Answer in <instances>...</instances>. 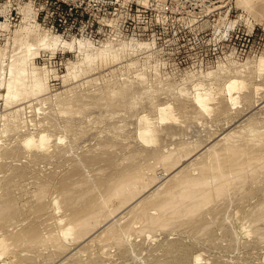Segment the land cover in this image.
Returning a JSON list of instances; mask_svg holds the SVG:
<instances>
[{"label": "rangeland", "instance_id": "374dc122", "mask_svg": "<svg viewBox=\"0 0 264 264\" xmlns=\"http://www.w3.org/2000/svg\"><path fill=\"white\" fill-rule=\"evenodd\" d=\"M243 1H245V0H239V1H237V0H0V27H3V25H5V28H0V46L2 47V48L0 47L1 52H3V49L5 47L4 52L1 53V55H0V61H1V58H3L2 63L5 62L4 63L5 66L3 65L2 68L3 67H5V68L0 69V70L2 71V73L4 72L3 77L5 79H7V76H9V74H8L9 73L8 72L9 71V65H10L9 60L11 58V55L14 56L13 52L17 53L18 50L21 51L23 49L20 44H22V45L26 44L24 46H27V44L31 41V37L29 38L30 33L33 35L35 34V36H34L35 39H32V41L34 40L36 42H37L36 36H39L41 34L43 35L44 32H45L44 34H47L46 32L50 31V32H48L49 36L57 34L62 40H65V41L68 40L71 42L73 41V43H74L73 47L71 48L72 50H71V49H68V47L63 46V45H59L60 47L57 46L56 49H55V47H54V49L51 47L45 48L47 46H45V45L41 46L42 44L37 45L40 43L37 42V44H35L36 42L35 43L33 42L34 44L31 43L32 44L31 48H34L35 45H36V47L38 46V48L40 46L39 49L37 48L38 50L35 48V50H33V52H31L34 54L36 53V55L33 54V56H31L29 53L31 50L28 51L26 49V48H28V46L24 47L25 51H23V53L25 52L24 53V55L26 54L25 57H27V55H30L27 58V60H28L27 64L37 65L39 68H41L40 71L41 72L44 71L43 73L47 77L46 81H47L48 90H49L47 92H49V93H45L44 95H46L47 97H49L48 95H50L49 99H47L46 96L44 97V95H41L40 99L37 96H34L35 98L31 97L35 101L32 100L30 102V99H29L30 97H27V99L25 98V102H23L24 98L20 97V99H19L20 103L18 102L19 104L17 106L14 103L8 107H4L5 98L2 95L0 97V113H1L0 116H1V118H3L2 116L5 115L4 117L6 118L9 115V117H8L9 119H7L9 121L5 120L7 125L4 122L5 123L4 127H5V125H6V128L8 127V125L14 126L15 124L12 122L16 121V125L14 126L15 130L10 131V130H12V128H9L10 130L5 132L6 130H4V127H2L3 125H1V124H3V121H1V119H0V121H1L0 127L5 132V133L2 132L1 128H0V195H1L0 201H2L4 199L3 196L6 197L8 195V192L10 194H11V192H14V194H12V196H11L12 198L14 197L13 198L14 200H15V197L17 198L14 202H17L19 200L17 202V204H15V206L16 205L17 206L14 207L18 211L16 209H15V211H16V213L17 212L20 213V211H22V213H23L20 215L14 214L17 216L13 217V219L15 218V220H17V218H18L19 220H22V221L27 219V220H25V221H27L25 223L31 222V224H35V222L36 223L37 222L44 223V224H40V223L39 224L41 226L43 225L42 229L44 228L46 230H48L50 228H46L45 224H47V223H49V221H51L50 223H52V224H49V225L54 227L56 224L53 221V220H55V219H53V217L54 218L58 217V215L61 216L62 212L59 211L60 213H58V211L56 212V210H58L59 208L63 209V206L60 205V203H62L61 201H58L59 204L53 203L55 200V198H54L55 196H57L58 194H59V196H61L60 189H58L59 191H57L56 188H53V187H56L53 185V183L54 182L58 183L59 178H64V176H62L63 173L60 174L61 172H63L62 171L63 169L61 167L66 168L67 166H62V165H69V163L71 164L72 160H74L75 158L81 159V158H79L80 154H81L82 158H84V157L87 158L89 156L88 159H91L90 157L94 158V157L98 156L99 154L101 155L102 153L106 154L108 152H112L113 151L112 148H116L119 146L117 149H115V152L118 150L123 151V150H126V148L127 149L131 148L130 151L127 150V153H129V152L132 153V150L135 149L134 153L131 154V156H134L133 157V161H134L135 159L137 160L139 158V160H140L142 158L141 156H143L145 154V150L146 151L148 150L145 147L146 146L148 147L149 144H150V146H149L150 149L152 148L151 146L157 145V146H159V148L157 150L161 151L162 148L160 149V147L163 145L162 147L164 150V148L166 146V142H168V145L173 142L172 147L167 145L168 147H166V148L171 147L170 149H172V148L174 149L176 147V145L178 146L179 142L183 143V141L179 140V139H182L185 142L183 144H186V143L188 144V142H192V143H190V145L195 143V147H196L197 144L205 142L206 138L208 140L210 136H211L210 138H213V137H215V135L217 133L220 134L222 132H227L226 128L228 130L230 128V126H231V129L228 131H231L234 128H235L234 129V131H235L236 128L239 127V128H237L236 131H238L240 129L243 132V131H246V128L247 129L249 128L248 126L252 122L257 121L259 123V127L261 126L264 129V124H262L263 126L260 124V123H264V119L261 120L264 117V111H263L264 110V107H263L264 106V99H263L264 95L261 93V92H264V90H263L264 89V66H261V64L259 63L261 58L262 57L264 58V0H252L247 5H246V2H243ZM28 5L30 7L29 9H28ZM25 9H26V11H25ZM27 11L28 12L32 11V13L31 12L28 13ZM26 12H27V15H25ZM26 17H28L29 19ZM24 19H26V20L23 21ZM4 23H6L7 25ZM27 25H28V27H27ZM24 27H25V29H24ZM36 32L38 33V35H36L37 34ZM27 33H29L28 36H27ZM18 35H20L21 40L16 39V36H18ZM33 35H31V36H33ZM19 40H20V42H17ZM25 40L27 43H24ZM78 40H80V41L82 40L83 42L88 41V43H90V45H91L92 51H93V48H96V47L101 49L103 47V45L109 46L110 48L108 47L109 48L108 52L107 51L106 52H101V51L95 52L96 54L97 53H99V54H97V57L94 55V59L92 61H90V60H87L84 58V54L82 51L80 52L78 50V45H76V44H78ZM22 41H23V43H22ZM74 41H76V42H74ZM136 42H138V43L136 44ZM145 42H147V43H145ZM140 43H144L145 45L142 44V46H141ZM146 44H148V45H146ZM18 45L22 49L19 48ZM119 45L121 47H122V45H124V47L125 46L126 47L125 48L122 47L120 50H117L118 47H120ZM17 46L19 49L17 48ZM93 46H95V47H93ZM146 46H148V47H146ZM116 47H117V49H115ZM52 49H53V51H52ZM110 49H112V50H110ZM34 51H36V52H34ZM5 53H6V55H5ZM102 53L103 54L105 53L104 56ZM3 54H4V57H2ZM24 55H21V56L24 57ZM21 56H20V58H21ZM12 58H14V57H12ZM16 58H19V57L16 56ZM16 60H18V59H15V61ZM89 62H90V64H89ZM129 62H130V64H129ZM33 65L32 66L27 65V67L29 66L28 70H30L33 67ZM71 70H73L72 73H70ZM45 71H47V72H45ZM139 73H142V75H144L145 77H141V74L138 76L137 74H139ZM28 74L30 75V73H28ZM28 74H27V76H28ZM140 78H145V79H140ZM126 79L131 80V81H135V79H136L137 84H135L134 82H132V84H130L131 82L129 81L126 84L122 85L121 83H123ZM139 79H140V84H141V81L145 80V82H142L143 83L142 86L140 85L141 87L144 88V90L141 89V91L143 90L142 91L143 93L140 90H139V93H137V92H134V93H136V95L139 94V96L140 95L142 96V97L140 96L138 98H142L143 102H142V100H141V102L143 103V105H141V103H138L140 99L137 100L136 96H134L132 98L136 101L135 103H138V104L130 102L132 99L130 97L131 95H129V94L131 92L133 93V91L136 89V88L135 89H130V88H132V86H133V88L139 86V84H138ZM128 80H126V81H128ZM201 80L204 82V84H203V82H201ZM230 81L231 82L235 81L237 83V85H239V87L236 86V88H235L236 90L233 91L234 94H236V93L240 94L239 96L243 95L244 98L242 96L239 97V98H241V100L238 98V102L235 104V106L232 105L234 107V110L229 109L230 110L229 111L228 108L231 107V106H229L231 104H229V101L227 100L228 98H225V97H228L230 95V92L227 91V85H228V83H231ZM197 82L200 85H203L201 88L204 91L201 88H199V90H198L199 92L207 91V93L209 92L208 94L210 95V98L212 97L211 100L214 98V100H212L210 102H213V101L219 102V104H218L219 106L216 105L217 103L215 104L216 106L214 104L210 103L211 105H213V107H214L213 109H215V107H217L219 109L221 104H224L226 102V100L228 101L227 102L228 105L225 108L226 111L222 110V112H221V110H218V109H216V110L218 112L224 113V115L225 114L227 115V113H228L229 115H227V116L225 115V116L229 117V119H227L226 117L224 118V115L221 113H218V114H220L218 116H216V115L213 116L212 115V114H214L212 112L213 110L211 111L212 114L210 113V111L205 112L204 110L198 111L197 112L198 114L196 112H195V114H193V112H191L190 114L193 115L191 117H195L196 119H194V120L190 119V116H189V118H188L189 120H187L188 122H185L186 124L184 122H180L179 120L177 122H174L175 121L174 120L173 122L169 121L167 123L166 122L162 123L161 121H158L157 118H155L156 113L151 110V109H153V107L150 108L152 103L154 105L159 104L158 102L163 104V102L168 100V101H170V103L172 102V105L169 104L171 106V108L173 107L176 110V108H177L176 103L174 104L173 103L174 100L172 99V101H171L169 97L173 96V94H175V96H173L172 98H175V97L177 98L176 94H178V99L176 100V102H180V101L185 100L186 102L190 101V103H191L192 98H193L191 96H194V94H195L194 92H197L196 91L197 90L196 85H198ZM128 83L130 86L125 88L126 87L125 85H127ZM195 83H197V84L195 85ZM240 84H241V87H240ZM134 85H136V86H134ZM143 85L146 87H144ZM224 85L226 88L224 87ZM245 85L247 87H244ZM256 85L257 86L259 85V86L257 87ZM122 86H124L123 88L127 89V91L129 89H130V91L132 90L131 92L126 91L129 95V96L126 95V97L128 98L127 100L131 99L130 101H128L130 103H127L126 102L127 100L124 99V102L126 104L122 105V103H124V102H122L123 101L122 98L125 97L124 94L122 95V93L127 94L125 91L122 92L121 94H119V92H118L117 94L114 93L111 96L105 95L106 93L108 94V92L110 90H113V89H111V87L117 91V90H120L121 88H119V87H122ZM140 86L137 87V89L141 88ZM180 86L181 87L183 86V87L181 88ZM105 87L106 88L110 87L109 90L107 89L108 92H106V91L104 92V90H106ZM174 87H176V88H174ZM186 88H187V90H186ZM257 88H260V89L257 90ZM148 89H150V91L153 89L151 92H154L157 89H158V91H155L154 93L147 92L150 94H147L146 92L144 93V91L145 90L148 91ZM160 89H162V90H160ZM179 89H182V90H179ZM184 89H185V91H183ZM192 89H194L195 91ZM205 89H207V90H205ZM252 89H254V90H252ZM171 90L174 92H172ZM249 90H250V95H248V96H250L249 98L255 97L251 103H250L251 99L250 100L248 99V101H247V98H245V96H247V95H244V94H249L248 92L244 93L245 91H249ZM136 91H138V90H136ZM168 91H171L173 94L168 92ZM179 91L189 92L188 94L189 95L191 94V95L187 96L188 100H186L187 99V97H186L187 93H180ZM190 91H191V93H190ZM257 91H259V92H257ZM110 92H112V91H110ZM140 92L142 94H140ZM165 92H168V93H165ZM210 92H212V95ZM79 93L82 95L77 96V94H79ZM134 93H133V95H135ZM163 93H165L164 94L165 96L163 95ZM169 93L172 95H170ZM223 93H224L225 97L223 96ZM252 93H254L253 95H255V96H252ZM258 93H260V94L257 95ZM143 94L144 95L146 94L147 95L146 97L148 99L143 98V97H145V96H143ZM180 94H185L186 98L184 97V95L180 96ZM79 96H80V98H78ZM82 96H83V98H81ZM119 96H121V97H119ZM220 96L222 98L224 97V99H225L224 102H222L223 100H221ZM36 97H37V100H40V103H39V101L36 100ZM43 97H44V99H43ZM71 97H73V98H71ZM76 97L78 99H76ZM179 97L181 99H184V100H181ZM256 97L259 98L258 99L259 103H257ZM67 98L68 99L70 98L69 101L67 100L69 102V104L62 103ZM119 98L122 99V100H120L121 103L118 102ZM41 99H43V101H41ZM73 99H76V100H73ZM95 99H97V100H95ZM114 99H115V102L113 101ZM217 99H219L220 101ZM245 99H246L247 103L245 102ZM44 100H46V101H44ZM148 100H152V101L155 100V102L148 101ZM239 101H240V103H239ZM254 101H256V102H254ZM28 102H30V103L34 102V103H32L33 104L32 105V104H29ZM68 102H66V103H68ZM220 102H222V103H220ZM243 102L250 107H251V105H249V104L253 103L252 105H254V103H255V106L254 107L252 106L250 108V107H247L246 105H243ZM261 102H263V103H261ZM26 103L28 104L27 105L28 107H26ZM144 103H146V104H144ZM119 104H121V105H119ZM258 104H260V105H258ZM261 104H262V106H261ZM13 105H15V107L20 108V110H23V111H19L21 113L23 112V119L21 121H18L17 119H15V117L18 113L16 114L15 112H13L15 109ZM29 105H30V107H29ZM148 105H150V106H148ZM224 105L226 106V104H224ZM241 105H243V106H241ZM5 106H6V104H5ZM237 106H238V108H235ZM239 106L244 108L246 110V112L244 111V109L242 110V108ZM21 107L25 108V110L23 108L21 109ZM145 107H147V108H145ZM233 107H231V108H233ZM247 108L251 109V111L247 110ZM174 109H173V111H175ZM237 109L239 110V112ZM258 109H259V111H258ZM10 110L11 111L13 110L12 111L13 114L11 112H9ZM235 110H237V112ZM252 110L254 112L255 111L256 112L254 113ZM142 111L147 112V114L145 113L146 115L150 114L149 117L152 116V114H153L154 120L156 119L157 123L161 125V126L158 124L156 125V127L160 133L156 132L158 134V136L155 134L156 138L155 137L153 138L155 140H153L152 138H150L149 140H144L140 136L141 133L139 131V127H140V121L139 120H140V117L142 116L141 115L143 113ZM177 111L178 110H176V112ZM202 111H204L205 113ZM232 111L235 114L234 113L230 114V112H232ZM137 112L138 113L141 112L140 116H138L136 114ZM151 112H153V113L151 114ZM199 112H201L203 116H207V115H205L207 113H210V115H212V116L205 117V119H204V117L202 115H199ZM260 112H262V113H260ZM4 113H6L7 116ZM14 113H15V116H13ZM21 113L18 114L19 115L18 119L21 118V116H22ZM249 113L250 114H256L254 116L252 115L253 118H256V119H253ZM133 114L136 116L133 117L132 116ZM145 114L143 113V115H145ZM236 114H238V115L243 114V115L238 116ZM44 115L46 117V118L44 117L45 119H43ZM46 115H48V116H46ZM183 115H185V116L179 117V118H180V120L185 121V119H187L186 118L187 115L186 114H183ZM257 115H259V116H257ZM10 116H13V119H14L13 121L11 120ZM47 117H49V121H51V122H48ZM214 117H216V118H214ZM257 117L261 121H258ZM181 118H183V119H181ZM210 118H213V119L210 120ZM217 118H218V121H216ZM241 118H243L245 120L243 121V119H241ZM41 119H43V122L41 121ZM67 119L69 120L68 124L71 125V123H72L71 126L73 127V129L70 127L72 130H69L70 128H67L68 125L66 126L65 121H68ZM75 120H76V122H72ZM195 120H198V121H195ZM204 120L206 122H208L207 125H205L206 122ZM221 120H223V121H221ZM239 120H240V122L241 121L242 122L240 123ZM246 120H249V121H246ZM22 121H24V123ZM80 121H81V123H78ZM236 121H238L239 123ZM8 122H11V123L8 124ZM20 122H22L25 125H22V123H20ZM154 122H156V121H154ZM221 122H223V123H221ZM235 122L238 125L237 124L234 125ZM248 122H251V123L248 124ZM75 123H78V125ZM129 123H131V124H129ZM135 123H136V126H134ZM168 123L170 124V126L168 129H166V127H168V125H169ZM187 123H188V125H187ZM74 124L77 126H74ZM126 124H127V126H129L128 128H126L127 127ZM181 124H183V125H181ZM63 125L66 126V128ZM163 125H165V126H163ZM227 125H228V127H227ZM16 126H18L19 129ZM123 126H124V128H126L127 132H128V129L130 128L129 131H131L133 133V131L136 130L135 133H138L140 135L133 133V134H131L132 136H130V134H128V135L123 134V136H122L121 133H127V132H122L124 130ZM159 126L161 128L165 127V130H163V131H167V134L169 136L165 134L166 132L163 133V131H160L161 128ZM117 127H120L119 128L120 130L117 129ZM240 127H243V128H240ZM203 128H205L206 131ZM43 129H44V131L46 129L45 132L50 137H49V141H48V144H49L48 148L41 149V152L42 151H53V150H55V147H56V151H58L57 149H60V148L65 149L64 147L68 146L69 149L68 150L65 149L64 151L67 150L66 153H68V151L69 152L72 151V152L70 154L68 153L69 155L65 153L66 156H69V157H67V159H65L66 163L64 161V158H66L65 155L62 158L61 157L58 158L60 160H58V159L52 160L51 159V161H52L51 162L49 159H46V160H49V162H47L45 159H44L45 161H43V159H42V161L40 163L39 162L40 158L38 159V157H36L37 160L32 159L35 157L31 158V156H34L33 153L35 151L37 152L38 150L33 146L28 147V146H25V144H23V142H20V141H23L24 137H27L25 135H27V134L29 135L31 133V130H32V135H33V132H36L35 135L37 137V134H39L40 132L41 133L44 132ZM169 129H171V130H169ZM38 130H40V131H38ZM174 130H175V132H174ZM260 130L262 131V129H260ZM27 131H28V133H26ZM194 131H196V132L194 133ZM115 132H117V133H115ZM131 132H129V133H131ZM205 132H207V133H205ZM231 132H233V131H231ZM238 132H240V131H238ZM198 133H200L199 134L200 136L198 135ZM214 133H216V134H214ZM115 134H116V136H115ZM160 134H162V135H160ZM35 135H34V137H35ZM135 135H137V136H135ZM173 135L174 136L176 135V136L174 137ZM248 135L250 137H253V138H250L253 140L248 139L250 142H248V141L246 142V143H248L247 146L249 145V148L252 147L253 149H256L253 146L254 145L256 146L257 144L258 145L261 144V143H258L259 138H255L253 133H249ZM59 136L62 137L61 141H59V139H58ZM112 136H114L115 139H113L114 137L112 138ZM126 136H128V137H126ZM161 136H163V140H158V139H162ZM182 136H186V137H182ZM188 136H193L194 138L189 137V138H191V141H189ZM198 136L200 138L203 137L202 138L203 140L201 141V139ZM249 136H247V137H249ZM106 137L107 138L111 137L113 140L118 139L119 143L117 141L116 142L112 141V140L109 141L107 139L103 140ZM131 137H133V138L131 139ZM157 137H159V138H157ZM195 138L197 139L196 141L194 140ZM108 139H110V138H108ZM254 139H256V140H254ZM261 139L264 141V135ZM174 140L177 141L176 145H175L176 142H174ZM104 141L105 142L108 141V143H106L107 145L103 144V146H102L103 148H101L100 143L101 142L103 143ZM143 141H145L146 143L144 144ZM222 141H220V142H222ZM251 141H253V142L258 141V142H257V144H253V142L251 143ZM157 142H159V143H157ZM109 143H111L110 145L116 144V143L122 144V145H112L113 147L109 146L110 148L107 149ZM126 143H128V145L130 144L131 146L130 145L128 146ZM249 143H251L252 146ZM72 144L74 146H72ZM93 144H98V146H100L98 148L96 147V149L100 150V153L98 152L99 150L96 151V149L93 148V146H92ZM125 144H126V146H125ZM142 144H144L145 146ZM219 144L221 145V143H219ZM134 145H141L142 148L144 146V148H143V149H145V150H143L144 154H141L143 152L142 151L141 153H139V154H141V156H140L137 153V151L140 150L141 147L136 146V147H138V148H136ZM8 146L11 148L12 147L13 148L19 147L20 149L16 148V150L18 149L19 151H15V150H12L11 148H9ZM104 146L106 148H104ZM120 146H122L121 148H124V149H119ZM123 146H125L126 148ZM132 146H134V148ZM7 147L9 149L8 152H10V149L12 150V152H10L12 154H9L5 151L3 153V150H5ZM57 147H60V148H57ZM71 147L73 149H71ZM89 147H90V149H89ZM193 147L194 146H192V148ZM244 147L246 148V144L244 145ZM155 148H157V147H155ZM104 149H105V151H102ZM21 150L22 151L23 150L28 151L31 156L29 155V157H28L27 152L25 154L24 151L22 152V154H20ZM90 150H91V152H86V151H90ZM151 150L156 151L153 149H151ZM165 150H167V149H165ZM13 152L14 153L19 152V154L16 153V155H15V154H13ZM135 152L137 153V155H135ZM6 153L9 154V156L12 155V157L9 158ZM85 153H88V154H85ZM121 153H123V152H121ZM3 154H5V156L8 158V159H6V163L9 161L10 162L12 161V163H7L9 165H7L6 167H4L6 165L5 162H2L5 160L4 158H6ZM20 155H22L23 157L22 156L19 157ZM14 156H16V157H14ZM25 156H27L28 158H30L33 161L26 158ZM71 156L75 157V158L68 160V159L72 158ZM136 157H138V158H136ZM12 158H14V161H16L15 165L13 164L14 163L13 160H11ZM144 158H145V155H144ZM61 159L63 160V163H62ZM149 159L148 160L150 161V163L152 162L151 164H156L154 162L155 159H153V157L149 158ZM85 160L87 161V159H85ZM57 161H58V163H57ZM60 161L62 163L61 165L59 163ZM74 161H77V159ZM78 161H80V160H78ZM149 161H148V163H149ZM17 162L19 163L18 165H20V167L23 166L25 168V169L24 168H22V169L26 170L29 175L26 173V171L19 169V166H17V164H16ZM29 162L31 164H29ZM35 162H37L36 163L37 166L34 165ZM49 163H50V165H48ZM52 163H54V165H56V166H54ZM80 163L72 162L73 165L76 164L77 166L76 165L75 166L70 165L71 167H74V168L73 169L70 168L72 170V172H71V170H69L70 172H68V173L69 174L73 173V170L75 169V167H77L76 169H79L78 167L82 166V164L80 165ZM87 163H88L89 167L85 166V165H87L85 163V165L83 164V166H85L84 169L87 168L86 169L87 171L90 170L93 173V170H91V169H94V167H95V169L97 171V172L94 171L95 174L91 173V176H89L88 174H90V172L86 171L88 174H86V176H83V175H85V173H83L84 171L81 170L82 169L81 167H80L81 169H79L80 171L79 170L78 171L79 172L82 171V173H83V175L80 174L81 178H84L87 180H89V179L93 180L90 177L94 178L98 175L99 171H100V173L102 171L99 170V168H96L95 164H94L93 168H91L90 166H92V164L89 163V160L87 161ZM10 164L15 166V167L13 166L14 167L13 169L18 168L17 171L13 170L12 165H10ZM22 164H25V165H22ZM26 164H27V166H26ZM51 164H52V166H51ZM1 166H2V168H1ZM57 166H59V167H57ZM70 166H68V167H70ZM159 166L160 165H155V168L159 169L160 168ZM9 167H10V170L8 169ZM26 167H28V168H26ZM52 168H55V169H53V170H55V172L52 171L53 173L50 172V170ZM65 168H64V171L66 170ZM161 168L158 171L163 172L164 168H162L163 170ZM30 169L32 172L31 174H33V175H30V173H29ZM56 169L57 170L61 169V170L60 171L58 170L59 171L58 172V171H56ZM12 171H13V173H11ZM19 171H20V174H17V173H19ZM48 171L52 174L46 173ZM78 171L76 173H78ZM56 172H58V173H56ZM155 172L158 176L162 174V172L160 174L159 172H157V170H155ZM22 173H24L28 176H26V175L22 176ZM64 173H67V170ZM36 174H37V176H35ZM43 174L45 175V177L46 176L47 177L45 178L43 176ZM69 174H66V175L68 176ZM102 174L103 173H101L99 176H101ZM13 175L15 176L14 178H12ZM50 175H55V176H53L54 180L53 179L51 180L52 184L48 183L50 181V179H48V178L52 177ZM57 175L58 176L60 175L61 177H57ZM63 175H65V174H63ZM70 175H72V174H70ZM77 175H79V173ZM263 175L264 174L260 175L261 176L260 178L264 177ZM7 177L12 179V180L9 179L11 181V184L8 182L9 180L8 181L6 180ZM40 177H41V179H42V177H44L45 178L44 180L48 179L47 183H45L46 181L41 182V179H39ZM55 178L56 179L58 178V179L55 181ZM97 178H99V177L94 178V180H96ZM17 179H19V180H17ZM23 180H24V182H23ZM28 180H30V181H28ZM34 180L40 181V182H38V186L37 185L35 186V183H37V182H34ZM251 181L252 180H249V182H247L244 185L243 189H245V190L241 189V191H242L241 194H239L240 192L236 194V192L233 191L235 193V196L237 195L236 197L234 196L235 198H237V197L240 198V196H242V197L246 198L245 200H247V201L243 200L244 203L239 204V202H236V201H242V199L238 198L239 200L235 199V201L234 200L231 201L233 203L235 202L234 205H232L233 203L226 201V202H228V204H230V205H227V204L226 205L231 208L229 211L231 213H229L227 209H226L227 211L224 209V208H228V207H222V206H225V204L224 205L220 204L221 206L218 205L223 210L226 211V214H225V211L221 212L222 210L219 208H218L219 210H217V211H219V213L221 212V214L224 213L222 215H226L225 216L226 219H231L233 224L230 220H229L230 222H224V219L220 220V219L224 218V216L223 217L218 216L221 214H219L217 212L214 215H216V214H218V215H216L215 218L212 221H210L211 225H213V224H215V225H213V228H211L212 226L208 227L209 229H214V232L209 230V233H210V231L212 232V233H210L211 235H209V233H207L208 231H204V230H201V232H200L201 234H199V232L198 233L197 232L196 233L190 232V231H192L191 228H190L191 230L187 229L188 232H186V230H183L181 232L180 229L182 227L180 229L177 227V229H179V232L176 231L177 229H175V228H174L175 230L173 229L174 231L172 232L171 231L172 227L170 226L171 230H166L168 227H166V229H164L167 232H164V230L158 231V229H160V228H158V229H155V230H157V232L154 231L153 234L151 232L144 231V232H140L141 234L138 233V235H137V233L132 234L133 231H131V232H129V234H130V235H128L129 237L124 234L126 239H124L125 241H123V242L125 244L123 243L124 245H122V246L121 245L114 246L115 244L120 243V242L115 243L114 241L113 242L115 244L111 245L110 243H112V240L108 239L110 237V234H108V233L102 234L101 237H99L102 239L97 238V241L100 240L99 242L94 240L93 242L85 241V242L80 243V244H78V243L73 244L75 242H73L70 238H68L67 240H71L70 242L72 243V245L70 242L68 243L67 240H66V243H68L71 247L70 246L68 247L67 244L62 245V244H65V243H62L65 241V239H62L64 241H62V242L60 241L61 243H59V244H61L63 247H65V246H67V247H65V249L59 245H58V247L63 248V250H66V251H64V253L68 252V250H67L68 248L72 249L74 253H71L72 251L69 250V251H71V252H68L69 255L67 253H65V254L63 253L64 255H62V256L59 255L60 253L55 252V249H57V247L54 248V246H53L54 249L53 248L50 249L53 245L52 242H50V245L51 244L52 245L49 246L48 249L46 246H44L45 249H47V250H44L42 248L41 243H38L41 245H36L37 247H35L34 245H32L33 246L32 247V246H30V243L28 241L26 242V243H29L28 245L23 241V239L27 240V238H25L23 236H21V237H23L21 240L20 239H14L11 237L10 240H9V238H6L7 239V245H11L10 246L11 249L9 248V246L7 247L8 250L5 251V255L2 258L0 257V264H4V263H7V264H57L55 262H58L60 264H151V263H153V264H157V263L158 264H161V263L167 264L166 262H169L168 264H176L177 262H180V261H186L187 257H188V259L186 262H188V264H196L195 259L200 253H201L200 254L201 257H203V260H202V258L200 260L201 261L200 264H264V238L262 239V237H264V236H262V234H260L258 236L257 235L258 233L254 232V230H251L252 227L250 225H249V227L247 225V223L248 224L251 223L256 228V226L263 225L264 223H262V222L264 220L258 221L259 223L257 222L258 225H256L253 223L252 217H250V219H249V216H246V215H248L247 212L251 208V206L258 202L255 199L260 201L261 199L264 198V195L262 194L264 188L261 189L262 190V192H261V190H259V189L263 185L260 187L261 181L256 180V181H258V183L256 182V184L253 187H255V189L258 188L259 192H254V193L248 192L249 191L248 184ZM6 182H8L7 184H10V185L8 186L6 184ZM29 182H31V183H29ZM41 183H45L46 185L47 184L51 185V186L48 185V189L45 190V191L49 190V192L47 191L48 193H45L43 191L44 194L43 193L39 194L40 190L36 191V190L40 189L38 187H40ZM56 183H55V185H56ZM22 184H23V186H22ZM262 184H264V178H263ZM11 185H13V186H11ZM24 185H25V187H24ZM2 186H4V187H2ZM49 186H50V189H49ZM34 187H37L38 189L36 188V190H34L35 189ZM19 188H21V189H19ZM43 188H44V186H43ZM46 188H47V186H46ZM57 188H59V187H57ZM3 189H5V190H3ZM52 189L53 190L55 189L56 192L53 191ZM246 189H247V191H246ZM7 190H10L11 192L7 191ZM20 190H22V191H20ZM42 190H44V189H42ZM32 191H34V192H32ZM4 192L5 193L7 192V194H5ZM15 192H18L19 194L20 193L21 194L19 195ZM35 192H38V193H36L37 195L33 196ZM233 192L228 193L229 196L228 195L226 196V197H228L227 198L228 200L234 199L233 195L231 196L232 198H230V194H233ZM258 193H260L262 195L254 197V195H259ZM38 194L42 195V197L45 196L44 198H42L43 199L42 201L35 200V197L38 196ZM48 194H50V195H48ZM242 194H244V196ZM51 195L54 197H51ZM238 195H240V196H238ZM252 195H253V197H252ZM49 196H50V199H49ZM59 196L56 197V200L58 198H60L59 200H62V196L61 197H59ZM262 196H263V198H261ZM39 197L40 196H38L37 199H41ZM226 197H225V199H226ZM248 198H250L252 200L254 199V200L252 201ZM34 201H36V202L34 203ZM50 201L55 205L51 204ZM37 202H40V203L42 202V203L39 204ZM219 202L222 203L223 201L221 202V200H220ZM251 202H253V203H251ZM245 203H246V205H245ZM42 204H46V206L48 208L44 207L47 209V210L44 209L45 210L44 212H46V213L41 212V214L42 215H45L47 213L48 214L46 216H43L42 220L40 219V216H42V215L39 214L40 216L37 217L39 219V221H38V219H35L34 217H36L35 215H38V213H40L39 211H43V208L41 209V206L43 207L45 205H42ZM217 204H218V202H217ZM217 204H215V203H214V205L212 204L213 208ZM33 205H34V208H35V205L40 206L39 208L41 210L38 211L37 209H35L38 212L32 213V211H35L34 208H32ZM238 205H240V207L243 206L242 207L243 210H242V208L240 209ZM247 206L250 208H248ZM19 207H20V209H22V208H24V209L19 211ZM53 207L55 210H53ZM232 207H234V208H232ZM237 208H239V210H237ZM244 208H245V210H247V209L248 210L245 211ZM64 209L62 211H65ZM237 211H242L244 213L241 212V214H242L241 215L240 212L238 213ZM53 212H55V213H53ZM27 213H30V216ZM237 213L240 214L241 216H239ZM56 214H58V215H56ZM227 215H229V216L232 215V218L231 217L229 218V216H227ZM242 216L243 217L246 216L247 219L246 218H245L246 220L244 218L238 219V217H242ZM216 217L220 218L217 220L221 221L222 224L224 223L223 226H222V224L219 223L220 228H222V227L225 228L227 225H229L228 229H231V230H228V231H230V232H228L229 234L226 233V228L224 229V231H225L224 235L225 236L222 233L224 231H222V232H221V230L217 231L220 228H217L219 225H216L217 223H214V221H216L215 220ZM32 219H35V220H33L34 221L33 223H32ZM47 219H49L47 222H41V221H43V220L45 221ZM242 219H244L243 224H241V222L243 221ZM15 220H12V221H15ZM19 220L15 221V222H11L12 224L10 226H12L13 223H15L14 224L15 227L12 226V227L8 228V227H4V225H3L4 221L2 219H0V236L5 237L4 234H6V236H8L9 233L7 234L6 231L10 232L11 229L17 230L18 228L20 229V228L28 227L27 226L28 224H25L23 227H21V225H23V224H21V222H18ZM123 220L125 222L122 221V223H126L128 221L127 218H125ZM248 220H251V221L245 222ZM16 222H18L19 224H17ZM31 224H29V226ZM230 224H232V226L234 228L232 226H231L232 227L231 228ZM16 225H19V226H16ZM242 225H243V228H247V230H249L248 231L249 233L247 232L246 229H242ZM244 225H246V227ZM47 227H50V226H47ZM184 227L187 228V226H183V229H185ZM254 227H253V229H254ZM6 228H7V230H6ZM163 228H165V227H163ZM208 228H206V229H208ZM51 229L53 230V228H51ZM136 229L137 228L133 229V230H135L134 232L138 231V229L137 230ZM8 230H10V231H8ZM232 231L234 232L235 235L237 234L236 237L234 236V238H233V239H235V241L230 239L232 237V235H230V233L233 234ZM262 231H263V235H264V229ZM262 231H260V233H262ZM215 232H218V233L213 235V233H215ZM54 233H56V234H54ZM166 233H168V235ZM187 233H189V234H187ZM205 233H207L208 235ZM51 235L52 236H49V235H47V236L51 237L50 239L54 238V241L58 240V238H57L58 236H57L56 231L53 230V233ZM55 235L57 236L56 238H55ZM124 235H123V237H124ZM139 235H141V236H139ZM189 235L190 236L193 235L194 237L193 236L190 237ZM196 235H198V236H196ZM10 236H12V234ZM132 236L136 239H134ZM14 237L17 238L18 236L17 237L14 236ZM195 237H197V238L195 239ZM219 237H221V238H219ZM165 238H166V240L167 239L168 240L167 241L164 240ZM216 238H218V239H216ZM226 238H228V239H226ZM11 239L16 240L17 242L18 241H22V242H18V243L16 242L17 243L16 244L15 241H12ZM44 239L47 240L49 238L45 237ZM105 239H107V240H105ZM137 239H141V240H137ZM175 239H178V240H175ZM220 239H222V240H220ZM102 240H105V241L103 242ZM130 240H132L133 242L130 243L131 242ZM170 240L173 243H167ZM229 240H231L232 245L229 242ZM163 241H164V244H162ZM226 241H228V243L231 246L229 244H228V246H227V244L226 245L223 244V243H227ZM100 242H102V243L100 244ZM107 242H108V244H106ZM219 242H221V244H223L224 246H220L221 244H219ZM21 243H23V244H21ZM42 243L44 245H47V246L49 244V243H45V242H42ZM91 243H93V244H91ZM166 243H167V245H166ZM14 245H15V247H14ZM73 245L79 246L82 249L74 247ZM216 245H218V246H216ZM12 246H13V248H12ZM38 246H41L40 247L41 251L44 250V252H40V254H42V255H38V253H39L38 250H40V249H38ZM104 246H106V247H104ZM112 246H114V247L112 248ZM177 246H179V247H177ZM188 246H190V249H188ZM119 247H121V248H119ZM170 247L172 248V252L174 251L175 254H172ZM32 248L34 250L37 249L38 253H36L35 251L33 252ZM97 248L104 249V251L102 249H100V250L102 252H104L105 255L102 254V252H100V250ZM173 248H176V249H173ZM178 248H181L182 250L178 249ZM74 249L75 250L80 249V250L77 252V251H74ZM48 250H54V252H53L54 255ZM45 251L47 252L46 254H45ZM178 251H180V252L178 253ZM169 252L171 254H169ZM182 252H183V254H181ZM184 252H186V253H184ZM48 254H49V256H47ZM71 254H74L75 255L74 257H76V258L72 257ZM76 254H79L80 258H79V256H76ZM114 254L117 256H115ZM121 254H123V255L121 256ZM58 255L61 257H59ZM183 255H184V257H183ZM55 256H57V258H55ZM65 256H70L72 259L66 258ZM178 256L180 259H176V258H178ZM30 257H31V260H30ZM49 257H50L51 261H50V259L48 260ZM63 257H65V258H63ZM182 257L184 260L182 259ZM166 258L167 259L169 258V260H166ZM45 259H47L48 261H46ZM64 259L65 260L68 259L70 261H67V260L65 261ZM76 259H78V260H76ZM103 259H106V261L104 262ZM111 259H113L114 262L111 261ZM154 259H157L159 262L157 260H154ZM162 259H163V262H162ZM115 260H117V261H115ZM164 260H166V261H164ZM152 261H154V262H152ZM156 261H157V263H155ZM42 262H45V263H42ZM52 262H54V263H52ZM177 264H179V263H177ZM184 264H187V263H184Z\"/></svg>", "mask_w": 264, "mask_h": 264}, {"label": "bare ground", "instance_id": "6f19581e", "mask_svg": "<svg viewBox=\"0 0 264 264\" xmlns=\"http://www.w3.org/2000/svg\"><path fill=\"white\" fill-rule=\"evenodd\" d=\"M237 1H239V0H237ZM250 1H252V0H245V1H243V2H246V5L250 2ZM240 3V2H239ZM222 5V4H221ZM30 7H29V5H28V9H29ZM23 9V8H22ZM27 9V8H26ZM26 9H25V11H26ZM227 10V9H226ZM28 12V11H27ZM27 12H26V14L25 15H27ZM29 12H31L32 13V11H29ZM28 12V13H29ZM227 15V14H226ZM30 16V15H29ZM224 16V15H223ZM25 17V16H24ZM26 18H28V17H26ZM31 18V17H30ZM29 19V18H28ZM26 19H24L23 21H25ZM29 23V22H28ZM4 24H6V23H4ZM7 25V24H6ZM31 25V24H30ZM7 27V26H6ZM27 27H28V25H27ZM0 28H5V25H3V27H0ZM21 28V27H20ZM24 29H25V27H24ZM28 29V28H27ZM34 32V31H33ZM48 32H50V31H48ZM48 32H46L47 34H44L43 33V35L41 34V35H39V36H36L37 37V42L38 43H40V44H37V42L36 41H32V39H35L34 38V36H35V34L33 35V34H31V35H33V36H31L29 33H27V36H28V34H29V38L31 37V41L27 44V46H28V48H26L28 51H30L29 53H30V55L31 56H33V54L34 53H31V52H33V50H35V48L37 49L38 48V46L36 47V45L34 46V48H31L32 46V44L31 43H35V44H37V45H41V46H47V47H45V48H53L54 49V47H55V49H56V47L57 46H59V45H63V46H66V47H68V49H71L72 47H73V45H74V43H73V41L71 42V41H65V40H62L57 34L56 35H51V36H49L48 35ZM37 33V32H36ZM36 35H38V33L36 34ZM16 39H20L21 40V38H20V35H18V36H16ZM24 39V38H23ZM20 40L19 41H17V42H20ZM27 40V39H26ZM26 40H25V42L24 43H27L26 42ZM24 41V40H23ZM23 41H22V43H23ZM74 42H76V41H74ZM108 42V41H107ZM110 42V41H109ZM132 42V41H131ZM33 43V44H34ZM138 42H136V44H137ZM145 43H147V42H145ZM109 44V43H108ZM125 44V43H124ZM142 44H144V43H140V45L142 46ZM21 45V47L23 48H21L19 45V48H21L22 50L20 51V50H18V52L17 53H15V52H13L14 54V56H12L11 55V58L12 57H14V58H10V62H9V76H7V79H5L3 76V73H2V71L0 70V97H1V95L5 98V104H6V106H5V104H4V107H8V106H10V105H12V104H14L15 103V105L17 106L20 102H19V99H20V97H23L24 98V101L23 102H25V98L27 99V97H30L29 99H30V102L32 101V100H34V99H32L31 97H33V98H35L34 96H37V97H39V99L41 98L40 96L41 95H44L45 93H49V92H47V91H49L48 90V84H47V81H46V79H47V77H46V75L43 73V72H41L40 71V69L41 68H39L37 65H33V64H27L28 62V60H27V58L30 56V55H27V57H25V55H24V53H23V51H25V48L24 47H27V46H24V45H26V44H24V45H22V44H20ZM76 45H78V50L81 52H83V54H84V58L85 59H87V60H90V61H92L93 59H94V55L97 57V54H99V53H95V52H99V51H101V52H108L109 51V46H105V45H103V47L100 49V48H93V51L91 50L92 48H91V45H90V43H88V41H80V40H78V44H76ZM121 45V44H120ZM119 45V46H120ZM139 45V44H138ZM145 45V44H144ZM146 45H148V44H146ZM18 46H17V48H18ZM128 46V45H127ZM1 47V46H0ZM16 47V46H15ZM60 47V46H59ZM93 47H95V46H93ZM109 47V48H108ZM122 47H124V45H122ZM121 46L120 47H118V49H117V47L115 48V49H117V50H120L121 48H122ZM126 47V46H125ZM124 47V48H125ZM146 47H148V46H146ZM2 48V47H1ZM18 48V49H19ZM31 48V49H30ZM39 48H40V46H39ZM38 48V49H39ZM123 48V49H124ZM131 48V47H130ZM4 49H5V47H4ZM4 49H3V52H4ZM37 49V50H38ZM53 49H52V51H53ZM122 49V50H123ZM128 49V48H127ZM132 49V48H131ZM72 50V49H71ZM110 50H112V49H110ZM13 51V50H12ZM92 51V52H91ZM116 51V50H115ZM3 52H1V49H0V55H1V53H3ZM34 52H36V51H34ZM100 52V53H101ZM19 53V54H18ZM28 53V54H29ZM16 54V55H15ZM103 54V53H102ZM101 54V55H102ZM105 54V53H104ZM104 54H103V56H104ZM119 54V53H118ZM121 54V53H120ZM5 55H6V53H5ZM21 55H24V57L23 56H21ZM34 55H36V53L34 54ZM100 55V56H101ZM16 56L17 57H19V58H16ZM20 56H21V58H20ZM99 56V57H100ZM107 56V55H106ZM121 56V55H120ZM2 57H4V54H3V56ZM31 58V57H30ZM2 59L3 58H1V63H0V69H3V68H5V67H3L2 68V66L4 65V63H2L3 61H2ZM15 59H18V60H16L15 61ZM114 59V58H113ZM96 60V59H95ZM33 61V60H32ZM72 62V61H71ZM133 63V62H132ZM260 64H261V66H264V58L262 57L261 58V60H260V62H259ZM88 64V63H87ZM89 64H90V62H89ZM129 64H130V62H129ZM27 65H33V67L30 69V70H28V67H27ZM76 65V64H75ZM5 66V65H4ZM37 66V67H36ZM70 66V65H69ZM71 68V67H70ZM45 70V69H44ZM47 70V69H46ZM75 71V70H74ZM45 72H47V71H45ZM73 72V70H71L70 71V73H72ZM28 73H30V75L28 74ZM27 74H28V76H27ZM136 74V73H135ZM141 74V77H145L144 75H142V73H139V74H137L138 76ZM135 76V75H134ZM236 78V77H235ZM140 79H145V78H140ZM140 79H139V81H138V84H139V86L141 85L142 86V82H145V80H143V81H141V84H140ZM126 80H128V79H126ZM124 81L123 83H121L122 85L123 84H126L127 82H131L130 84H132V82H134L135 84H137L136 83V79H135V81H131V80H128V81ZM201 82H203L202 80H201ZM231 82V81H230ZM198 83V82H197ZM197 83H195V85L197 84ZM203 84H204V82H203ZM239 84V83H238ZM128 85V86H127ZM127 85H125L126 87L125 88H127V87H129L130 85H129V83L127 84ZM200 84L198 83V85H196L197 86V92H194L195 94H194V96H191V97H193L192 98V102L190 103V101L188 102H186L184 99H181L180 97V99L181 100H184V101H180V102H176V100L178 99V94H176L177 95V98L175 97V98H172L173 96H175V94H173L172 92H174V91H168V92H170V93H172L173 94V96H170L169 98H170V100L172 101V99L174 100L173 101V103L175 104L176 103V106H177V108H176V110H178L177 112H176V110L172 107L171 108V106L170 105H172V102L170 103V101H165V102H163V104L162 103H160V102H158L159 104H156V105H154L152 102H155V100H148V101H152L151 103H152V105L150 106V105H148V106H150V108L151 107H153V109H151L152 111H154L155 113H156V116H155V118H157L158 119V121H161L162 123H164V122H169V121H174V122H177L178 120L180 121V122H188L187 120H189L188 118H189V116H190V119H196L195 117H191V116H193V115H191L190 113L191 112H193V114H195V112L197 113L198 111H201V110H204L205 112L207 111H210V113H211V111L214 113V114H212L213 116H218V115H220V114H218V113H221L222 112V110H225V108L227 107V105H228V101H229V104H231V105H229V106H231V107H233L232 105H234L235 106V104L238 102V98L239 97H243V95H241V96H239L240 94H234V90H236L235 88H236V86H238L239 87V85H237V83L235 82V81H233V82H231V83H228V85H227V91L228 92H230V95L228 96V97H225L224 96V93H223V96L225 97V98H228L227 100H226V102L224 103V104H226V106L224 105V104H221L220 105V108L218 109L217 107H215V109H213L214 107H213V105H211L210 103H212V104H216V105H218L219 104V102H215V101H213V102H210V101H212V100H214V98L211 100V98H210V95L207 93V91H205V92H199L198 90H199V88H201L203 85H200ZM134 86H136V85H134ZM139 86H137V87H139ZM140 86V87H141ZM144 86V85H143ZM257 86V85H256ZM259 86V85H258ZM257 86V87H258ZM124 86H122V87H119V88H121L120 90H115L114 88H112L111 87V89H113V90H110V91H112V92H108L107 91V89L109 90V88L107 87H105V89L106 90H104V92L106 91V92H108V94L106 93L105 95L107 96H111V95H113L114 93H118L119 92V94H121L122 92H126L127 91V89H125V88H123ZM137 87H134L133 88V86H132V88H130V89H135L134 91H133V93L134 92H137V93H139V90L141 91V89H143L144 90V88L143 87H141V88H139V89H137ZM144 87H146V86H144ZM163 87V86H162ZM161 87V88H162ZM169 87V86H168ZM179 87V86H178ZM181 87V86H180ZM183 87V86H182ZM181 87V88H182ZM224 87H225V85H224ZM240 87H241V84H240ZM244 87H247L246 85L244 86ZM123 88V89H122ZM156 88V87H155ZM174 88H176V87H174ZM173 88V89H174ZM226 88V87H225ZM129 89V88H128ZM130 89L127 91V92H131L130 91ZM151 89V88H150ZM150 89H148V91H144V93L146 92H150V93H154L155 91H158V89L157 90H155L154 92H151L150 91ZM164 89V88H163ZM202 89V88H201ZM258 89H260V88H257V90ZM136 90H138V91H136ZM142 90V91H143ZM160 90H162V89H160ZM165 90V89H164ZM167 90V89H166ZM179 90H182V89H179ZM186 90H187V88H186ZM192 90H194V89H192ZM203 90V89H202ZM205 90H207V89H205ZM252 90H254V89H252ZM264 90V89H263ZM141 91V92H142ZM183 91H185V89L183 90ZM183 91H179L180 93H187V95H186V97L189 95L188 93L189 92H183ZM195 91V90H194ZM204 91V90H203ZM260 91V90H259ZM259 91H257V92H259ZM126 92V93H127ZM140 92V94H142ZM168 92H165V93H168ZM246 92H248L249 94H244V95H250V90L249 91H245L244 93H246ZM252 92V91H251ZM261 92V91H260ZM132 93V92H131ZM129 94V95H131L130 97H131V99H129V100H127L128 98L126 97V95H128V93L127 94H125V93H122V95L124 94V96L125 97H123L122 95V99H123V101L122 102H124V99H126L127 101V103H130V102H132V103H135L136 101L132 98V97H134V96H136V99L138 100V99H140L139 100V102L138 103H141V105H143V100H142V98H138V97H140L139 96V94L138 95H136V93H134L135 95H133V93L132 94ZM150 93H147V94H150ZM165 93H163V95L165 94ZM169 93V94H170ZM190 93H191V91H190ZM211 93V95H212V92H210ZM226 93V92H225ZM263 95H264V92H261ZM110 94V95H109ZM168 94V95H169ZM172 94H170V95H172ZM254 93H252V96H255V95H253ZM260 93H258L257 95H259ZM32 95V96H31ZM78 95H82V94H77V96ZM128 95V96H129ZM181 95H184V97H185V94H180V96ZM191 95V94H190ZM189 95V96H190ZM193 95V94H192ZM46 95H44V97H45ZM49 97H50V95H48ZM121 96H119V97H121ZM143 96H145V97H143V98H147L146 96V94L144 95L143 94ZM151 96V95H150ZM165 96V95H164ZM167 96V95H166ZM214 96V95H213ZM245 96V98H247V101H248V99L250 100L251 99V101H250V103L252 102V100L255 98H249L250 96ZM37 97H36V100H37ZM44 97H43V99H44ZM49 97H47L46 96V98L47 99H49ZM142 97V96H141ZM185 97V98H186ZM221 97V96H220ZM224 97L222 98L221 97V100H223L222 102H224ZM71 98H73V97H71ZM78 98H80V96L78 97ZM77 97H76V99H78ZM81 98H83V96L81 97ZM183 98V97H182ZM190 98V97H189ZM244 98V97H243ZM43 99H41V101H43ZM70 99V98H69ZM69 99L67 98V99H65L62 103H64V104H69ZM76 99H73V100H76ZM122 99H118V102H120V100H122ZM148 99V98H147ZM220 99V98H219ZM219 99H217V100H219ZM240 100H241V98H239ZM256 99H257V103H259V101H258V97H256ZM255 99V100H256ZM262 99V98H261ZM264 99V98H263ZM68 100V101H67ZM95 100H97V99H95ZM131 100V101H130ZM141 100H142V102H141ZM164 100V99H163ZM186 100H188V97H187V99ZM243 100V99H242ZM28 101V100H27ZM35 101V100H34ZM37 101H39V103H40V100H37ZM44 101H46V100H44ZM71 101V100H70ZM114 102H115V99L113 100ZM128 101H130V102H128ZM179 101V100H178ZM220 101V100H219ZM244 101V100H243ZM19 102V103H18ZM22 102V101H21ZM30 102H28L29 104H32V103H34V102H32V103H30ZM66 102H68V103H66ZM98 102V101H97ZM117 102V101H116ZM222 102H220V103H222ZM242 102V101H241ZM245 102H246V99H245ZM254 102H256V101H254ZM121 103V102H120ZM138 103H135V104H138ZM166 103V104H165ZM168 103V104H167ZM239 103H240V101H239ZM247 103V102H246ZM249 103V102H248ZM261 103H263V102H261ZM24 104V103H23ZM124 104H126L125 102L124 103H122V105H124ZM144 104H146V103H144ZM170 104V105H169ZM253 104V103H252ZM252 104H249V105H251V107L253 106H255V103H254V105H252ZM15 105H13L14 106V111L13 112H15L16 114L18 113H21V112H19V111H23V110H20V108H18V107H15ZM22 105V104H21ZM28 104L26 103V107H28L27 106ZM33 105V104H32ZM119 105H121V104H119ZM154 105V106H153ZM215 105V106H216ZM238 105V104H237ZM243 105H246L244 102H243ZM243 105H241V106H243ZM258 105H260V104H258ZM257 105V106H258ZM147 106V105H146ZM219 106V105H218ZM228 106V107H229ZM241 106H239V107H241ZM247 107H250V106H248V105H246ZM261 106H262V104H261ZM24 107V106H23ZM23 107H21V109L23 108ZM29 107H30V105H29ZM144 107V106H143ZM228 108V110L229 109H231V110H234V107L233 108ZM245 107V106H244ZM250 107V108H251ZM260 107V106H259ZM264 107V106H263ZM145 108H147V107H145ZM235 108H238V106L237 107H235ZM242 108V107H241ZM240 108V109H241ZM24 110H25V108H23ZM173 109L175 110V111H173ZM216 109H218V110H221V112H218ZM244 108H242V110H243ZM238 110V109H237ZM237 110H235L236 112H237ZM247 110H250L251 111V109H248L247 108ZM12 111L10 110L9 112H11L12 113ZM204 111H202V112H204ZM226 111V110H225ZM230 111V110H229ZM244 111L246 112V110L244 109ZM253 111V110H252ZM258 111H259V109H258ZM262 111V110H261ZM264 111V110H263ZM8 112V113H9ZM143 112V111H142ZM176 112V113H175ZM204 112V113H205ZM238 112H239V110H238ZM241 112V111H240ZM243 112V111H242ZM254 112V111H253ZM256 112V111H255ZM254 112V113H255ZM15 113H14V115L13 116H15ZM140 113L141 112H137L136 114L138 115V116H140ZM144 114L146 113L147 114V112H143ZM143 113L141 114L142 116L140 117V127H139V131H140V133H141V135L140 134H138V133H135V131L136 130H132L133 131V133H135V134H138V135H140L144 140H149L150 138H154L155 137V134L158 136V134L156 133V132H159L158 131V129H157V127H156V125L158 124L157 123V120L155 119L154 120V117H153V112H151V114H152V116H150L149 117V115H143ZM203 113V114H204ZM210 113H207V114H205V115H207V116H203L202 115V113L201 112H199V115H202L203 117H204V119H205V117H209V116H212V115H210ZM227 113V112H226ZM232 113H234L233 111L232 112H230V114H232ZM252 113V112H251ZM258 113V112H257ZM260 113H262V112H260ZM1 114V113H0ZM4 114H6V113H4ZM13 114V113H12ZM11 114V115H12ZM16 115V117H15V119H17L18 121H21L22 119H23V112L21 113L22 114V116H21V118H19L18 119V116L19 115ZM183 114H186L187 115V119H185V121L183 120H180V118L179 117H184L185 115H183ZM198 114V113H197ZM221 114H223L224 115V113H221ZM235 114V113H234ZM250 114V113H249ZM259 114V113H258ZM3 115V114H2ZM226 115V114H225ZM224 115V118L227 116V115H229L228 113H227V115L225 116ZM236 115H238V114H236ZM241 116L243 115V114H240ZM240 115H238V116H240ZM251 115V117L253 118V116L254 115H256V114H250ZM253 115V116H252ZM260 115V114H259ZM259 115H257V116H259ZM5 116V115H4ZM4 116H2L3 118H1V116H0V119H1V121H3V124H1V125H3L2 127H4V124L6 123V121L5 120H7V119H9L8 117H9V115L7 116V114H6V118L4 117ZM13 116H10L11 117V120L13 121L14 119H13ZM25 116V115H24ZM46 116H48V115H46ZM133 117L134 116H136V115H132ZM231 116V115H230ZM237 116V117H238ZM261 116V115H260ZM45 117V115L43 116V119H45L44 118ZM152 117V118H151ZM198 117V116H197ZM236 117V118H237ZM249 117V116H248ZM262 117V116H261ZM179 118V119H178ZM199 118V117H198ZM202 118V117H201ZM214 118H216V117H214ZM223 118V119H224ZM227 119H229V117H226ZM244 118V117H243ZM243 118H241V119H243ZM246 118V117H245ZM43 119H41V121L43 122ZM47 119H48V122H51V121H49V117H47ZM70 119V118H69ZM72 119V118H71ZM75 119V118H74ZM73 119V120H74ZM136 119V118H135ZM181 119H183V118H181ZM211 119H213V118H210V120ZM226 119V120H227ZM238 119V118H237ZM253 119H256V118H253ZM252 119V120H253ZM261 119V118H260ZM264 119V117L261 119V120H263ZM10 120V121H11ZM68 120V119H67ZM77 120V119H76ZM76 120L75 121H72V122H76ZM225 120V121H226ZM245 119H243V121H244ZM250 120V119H249ZM249 120H246V121H249ZM257 120L258 121H261V120H259V118L257 117ZM0 121V122H1ZM7 121H9V120H7ZM11 121V122H12ZM40 121V122H41ZM154 121H156V122H154ZM195 121H198V120H195ZM205 121V120H204ZM216 121H218V118H217V120ZM215 121V122H216ZM221 121H223V120H221ZM232 121V120H231ZM5 122V123H4ZM11 122H8V124L9 123H11ZM23 123H24V121H22ZM22 122H20V123H22ZM47 122V123H48ZM68 122H69V120L68 121H65V123H66V126H67V128H72L73 129V127L71 126L72 125V123H71V125L70 124H68ZM71 122V121H70ZM135 122V121H134ZM202 122V121H201ZM206 122V121H205ZM212 122V121H211ZM236 122H238V121H236ZM234 123V125L235 124H237V123ZM239 122H240V120H239ZM238 122V123H239ZM242 122V121H241ZM240 122V123H241ZM12 123H14L15 125H16V121H14V122H12ZM22 123V125H25V124H23ZM78 123H81V121L80 122H78ZM78 123H75V124H77L78 125ZM138 123V122H137ZM221 123H223V122H221ZM227 123V122H226ZM225 123V124H226ZM232 123V122H231ZM249 123H251V122H248V124ZM13 124V125H14ZM74 124V126H77V125H75ZM129 124H131V123H129ZM169 124V123H168ZM186 124V123H185ZM184 124V125H185ZM204 124V123H203ZM208 124V122H206L205 123V125H207ZM215 124V123H214ZM243 124V123H242ZM261 125L262 124H264V123H260ZM6 125H7V123H6ZM6 125H5V127H4V130H6L5 132H7L8 130H10L9 128H12V130H10V131H13V130H15L14 128V126H12V125H8V127L6 128ZM34 125V124H33ZM158 125H160V124H158ZM166 125V124H165ZM165 125H163V126H165ZM177 125V124H176ZM181 125H183V124H181ZM187 125H188V123H187ZM233 125V126H234ZM238 125V124H237ZM64 126V125H63ZM66 126H64L65 128H66ZM126 126H127V124H126ZM125 126V127H126ZM134 126H136V123L134 124ZM161 126V125H160ZM159 126V127H160ZM167 126V125H166ZM169 126H170V124L168 125V127H166V129H168L169 128ZM175 126V125H174ZM213 126V125H212ZM218 126V125H217ZM241 126V125H240ZM263 126V125H262ZM17 128H18V126H16ZM25 127V126H24ZM129 126H127L126 128H128ZM207 127V126H206ZM227 127H228V125H227ZM236 127V126H235ZM249 128L247 129L246 128V131H241L240 129L238 130V131H240V132H238V131H236L237 130V128H239V127H237L236 128V130L234 131V129L233 130H231V131H233V132H231V131H228V130H230L231 129V126H230V128L227 130V128H226V131L227 132H222V133H220V134H216V133H214V134H216L215 135V137H213V138H210L209 137V139L207 140V138L205 139V142H203V143H200V144H197V146L195 147V143L194 144H192V145H190V143H192V142H188V144L186 143V144H183V143H185L184 142V140H182V139H179V140H181V141H183V143L181 142H179L178 143V146L176 145L177 144V141L176 140H174V142H176L175 143V145H176V147L173 149H170L173 145V142L172 143H170L169 145H168V142H166V146H165V148H164V150H163V145L160 147V149H161V151H158L157 149L159 148V146H151L152 148L151 149H153V150H156V151H152L150 148H149V146H150V144H149V146L147 147H145L146 149H148L147 151L145 150V149H143L144 148V144L146 143L145 141H143L144 142V144H142V145H144L143 146V148L141 147V145H134L135 147L136 146H138V147H141L140 148V150H138L137 151V153L139 154V153H141L143 150H145V154H144V151L141 153V154H144L145 155V158H144V155L143 156H141V154H139L141 157V159L139 160V158L138 157H136V158H138L136 161L134 160L133 161V157L134 156H131V154L132 153H134V151H135V149H133L132 150V153H130L129 151L131 150V148L130 149H127L125 146H126V144L128 145V143H126L125 144V146H123V147H125L126 148V150H123V151H120V150H118V151H116L115 152V149H117L118 147H116V148H112L113 149V151L112 152H108V153H106V154H104V153H102L100 156L98 155V156H96V157H94V158H92V157H90L91 159H88V157L86 158V157H84L85 159H87V161L89 160V163L90 164H92V166H90L91 168H93V166H94V164L96 165V168H99V170H101L102 172L101 173H103L101 176H99L101 173H100V171H99V173H98V175L96 176V177H99V178H97L96 180H94V178H96V177H94V178H92V177H90L91 179H93V180H87V179H84V178H81V176H80V174L81 175H83V173H85V175H83V176H86V174H88L87 172L89 171L90 172V174H88L89 176H91V173H92V171H90V170H86L87 168H85L84 169V167L85 166H87V167H89V165H88V163H87V161L84 159V158H82V156H81V152L79 153L80 154V157L79 158H81V159H78V158H75V157H72V158H70V159H68V160H71V159H74V160H76L77 159V161H74V160H72V162H77V163H80V165L82 164V166H80V167H78L79 169H81V170H83L84 172L82 173V171L81 172H79L80 170L79 169H76L77 167H75V169L78 171V173H79V175H77L78 173H76L77 171L74 169L73 170V173H70V174H72V175H70L68 172H70L69 170H71L70 168H74V167H71L70 165H72V166H75L76 164H72V162H71V164L69 163V165H62V166H70V167H61L63 170V172H61L60 174H65V175H63L62 174V176H64V178H59V180H58V183H56V182H54L53 183V185L54 186H56V187H53V188H56L57 189V191H59L58 189H60V194H61V196H62V200H59L60 198H58L57 200H56V197H58L59 196V194L57 195V196H52L51 195V197H54L55 198V200H54V202L53 203H56V204H59V202L58 201H61L62 203H60V205H62L63 206V209L65 210V211H62L63 209L61 208H59L58 210H56V212L58 211V213H60L59 211H61L62 212V214H61V216L60 215H58V214H56V215H58V217H53V219H55V220H53L54 221V223L57 225H55L54 227L53 226H51V225H49V224H52V223H50L51 221H49V223H47V224H45L46 225V228H53V230L54 231H56L57 232V236L55 235V238L57 237L58 238V240H55L54 241V238H52V239H50L51 237H49V236H52L51 234L53 233V230L51 229H48V230H46V229H42V226L40 225V224H44V223H40V222H35V224H31V222H29V223H25V222H27V221H25V220H27V219H25V220H19L18 218H17V220H19L18 222H21V224H23V225H21V227H23L25 224H28L27 226L28 227H25V228H18L17 230H13V229H11V231L10 230H8V231H10V232H7L6 231V233L8 234L9 233V235L8 236H6V234H4L5 235V237L4 236H0V257L2 258L4 255H5V251H7L8 250V246H9V248H10V246L11 245H7V239L6 238H9V240H10V238L12 237V238H14V239H22L23 237H25V238H27V240L25 239H23V241L26 243L27 241L30 243V246H32V245H34L35 247H37L36 245H41L42 244V248L44 249V250H47L48 249V247L49 246H51L52 244V247L50 248V249H52L53 248V246H54V248L55 247H57V249H55V252H57V253H60L59 255H64L65 253H67L68 255H69V253L68 252H71V253H74L73 252V250L72 249H70V248H66L67 250H68V252H65L64 253V251H66V250H63V248L65 249V247H67V246H65V247H63L62 245H68V247L70 246L68 243L72 240L73 242H75V243H73V244H80V243H83V242H85V241H87V242H93L94 240H96L97 241V238H99V237H101V235L102 234H105V233H108V234H110V237L108 238V239H110V240H112V243H110L111 245H113V244H115V243H119V244H115L114 246H118V245H124L125 243L123 242V241H125L124 239H126V237H125V235H130L129 234V232H131V231H133L132 232V234H134V233H137V235H138V233H140V232H144V231H147V232H151L152 234L154 233V231H156L157 232V230H155V229H158V228H160V229H158V231H160V230H164V229H166V227H168L166 230H171V227H172V232L175 230V229H177V227L180 229L181 227V232L183 231V230H186V232H188V230H191L192 229V231H190V232H194V233H198L199 232V234H201L200 232H201V230H204V231H208L207 233H209V230H211V231H213L214 232V229H209L208 227H211V228H213V225H215V224H213V225H211L210 224V221H212L214 218H215V216L216 215H218V214H216V215H214L215 213H219V211H217V210H219V209H221L220 211L221 212H224L226 209L228 210V212L230 211V207L229 206H227V205H230V204H228V202H230V203H233V202H231V201H235V199H237V200H239V199H242V201H236V202H239V204H241V203H244V201L243 200H245L246 198H244V197H242V196H240V195H238V196H240V198L239 197H237V198H235L236 196H235V193L234 192H236V194L237 193H239V194H241V189H243V187H244V185L247 183V182H249V180H252L249 184H248V186H249V191L248 192H259L258 191V188L257 189H255V187H253L255 184H256V182L258 183V181H256V180H260L261 181V185H260V187L263 185L264 186V184H262V181H263V178L264 177H262V178H260L261 176L260 175H262V174H264V141L261 139L262 137H263V135H264V129L261 127H259V123L256 121V122H252L249 126H248ZM1 128V127H0ZM6 128V129H5ZM69 129V130H72V129ZM116 128V127H115ZM120 127H117V129H119ZM123 128H124V126H123ZM122 128V129H123ZM126 128H124V130L122 131V132H127V130H126ZM136 128V127H135ZM161 128V127H160ZM159 128V129H160ZM208 128V127H207ZM218 128V127H217ZM216 128V129H217ZM240 128H243V127H240ZM245 128V127H244ZM19 129V128H18ZM121 129V130H122ZM130 129V128H129ZM129 129H128V132L127 133H121L122 134V136H123V134H126V135H128V134H130V136H132L131 134H133L131 131H129ZM134 129V128H133ZM138 129V128H137ZM162 129V130H161ZM160 129V131H163V130H165V127H162ZM203 129H205V128H203ZM202 129V130H203ZM211 129V128H210ZM215 129V130H216ZM219 129V128H218ZM260 129H262V131L260 130ZM4 130L1 128V131L2 132H4ZM17 130V129H16ZM42 130V129H41ZM120 130V129H119ZM126 130V131H125ZM169 130H171V129H169ZM29 131V130H28ZM28 131L26 132V133H28ZM38 131H40V130H38ZM43 131H44V129H43ZM45 131H46V129H45ZM40 132L39 134H37V137H36V135H35V133L36 132H33V135H32V130H31V135L29 134H27V135H25V136H27V137H24V139H23V141H20V142H23V144H25V146H28V147H35L38 151L36 152H34L33 154H34V156H31L30 155V153L28 152V151H25V150H23L24 151V153L26 154V152H27V155H28V157H29V155L31 156V158L32 157H35V158H32V159H36L37 160V158L36 157H38V159L40 158V160H39V162L41 163V161H42V159H43V161H45L46 159H49L50 161H51V159L53 160H55V159H58V158H62L64 155H65V153H66V151L69 149L68 148V146H65L64 148L65 149H67L66 151H64L65 149H61L60 147H57V148H60V149H57L58 151H56V147H55V150H53V151H42L41 152V149H45V148H48V141H49V135L48 134H46V132ZM116 131V130H115ZM118 131V130H117ZM197 131V130H196ZM196 131H194V133L196 132ZM205 131H206V129H205ZM4 132V133H5ZM129 132H131V133H129ZM138 132V131H137ZM166 132V133H165ZM169 132V131H168ZM172 132V131H171ZM174 132H175V130H174ZM202 132V131H201ZM115 133H117V132H115ZM160 133V132H159ZM163 133H165L166 135H168L167 134V131H163ZM170 133V132H169ZM205 133H207V132H205ZM204 133V134H205ZM249 133H253V135H254V137L255 138H259L258 139V141H251V143L253 142V144H257V142L258 143H261V144H257L256 146L254 145L253 147L254 148H256V149H253L252 147L251 148H249V145L247 146V144L248 143H246L247 141L248 142H250L248 139H250V138H253V137H250L248 134ZM24 134V133H23ZM119 134V133H118ZM177 134V133H176ZM186 134V133H185ZM200 133H198V135H199ZM34 135H35V137L37 138H35L34 137ZM120 135V134H119ZM160 135H162V134H160ZM165 135V136H166ZM181 135V134H180ZM187 135V134H186ZM202 135V134H201ZM115 136H116V134H115ZM121 136V135H120ZM135 136H137V135H135ZM164 136V137H165ZM169 136V135H168ZM174 136V135H173ZM176 136V135H175ZM174 136V137H175ZM197 136V135H196ZM200 136V135H199ZM198 136V137H199ZM213 136V135H212ZM247 136H249V137H247ZM114 136H112V138H113ZM126 137H128V136H126ZM125 137V138H126ZM182 137H186V136H182ZM189 137H193V136H188V138ZM108 138H110V139H108ZM106 137L105 139H103V140H109V141H117L118 143H119V141H118V139H116V140H113V139H115V137L112 139L111 137ZM133 137H131V139H132ZM140 138V137H139ZM156 138V137H155ZM157 138H159V137H157ZM161 138L162 139H158V140H163V136H161ZM180 138V137H179ZM194 138V137H193ZM200 138V137H199ZM203 138V137H202ZM202 138H200L201 139V141L203 140ZM36 139V140H35ZM58 139H59V141H61V139H62V137L61 136H59L58 137ZM130 139V138H129ZM130 139V140H131ZM141 139V138H140ZM20 140V139H19ZM102 140V141H103ZM153 140H155V139H153ZM178 140V141H179ZM195 141L197 140L196 138L194 139ZM223 140V141H222ZM250 140H253V139H250ZM254 140H256V139H254ZM100 141V140H99ZM98 141V142H99ZM133 141V140H132ZM188 141V140H187ZM189 141H191V138H189ZM199 141V140H198ZM214 141V142H213ZM220 141H222V142H220ZM105 142V141H104ZM100 143V146H101V148H103L102 146H103V144H106V143H108V141L107 142H105V143ZM130 142V141H129ZM163 142V141H162ZM161 142V143H162ZM157 143H159V142H157ZM160 143V144H161ZM199 143V142H198ZM219 143H221V145L219 144ZM251 143H249L251 146H252V144ZM74 144V143H73ZM72 144V146H74ZM102 144V145H101ZM111 143H109V145H108V147H107V149L108 148H110V147H113L112 145H122V144H112V145H110ZM163 144V143H162ZM246 144V148L244 147V145ZM70 145V144H69ZM107 145V144H106ZM130 145V144H129ZM128 145V146H129ZM133 145V144H132ZM159 145V144H158ZM171 146L170 148H166V147H168V146ZM58 146V145H57ZM93 146V148H95L96 149V147L98 148V147H100V146H98V144H93L92 145ZM110 146V147H109ZM131 146V145H130ZM134 146H132L133 148H134ZM192 146H194L193 148H192ZM9 147V146H8ZM8 147L5 149V150H3V153H4V151L5 152H7V153H9V154H12V153H10V152H12V150H15V151H19L18 149H20L19 147H16V148H18L17 150H16V148H11V147H9V148H11L10 149V152H8ZM22 147V146H21ZM62 147V146H61ZM67 147V148H66ZM122 146H120V148L119 149H124V148H121ZM138 147H136V148H138ZM155 147H157V148H155ZM244 147V148H243ZM104 148H106L105 146H104ZM129 148V147H128ZM4 149V148H3ZM71 149H73L72 147H71ZM89 149H90V147H89ZM111 149V150H112ZM159 149V150H160ZM165 149H167V150H165ZM88 150V149H87ZM97 150H99V149H96V151ZM110 150V149H109ZM127 150H129L128 152L129 153H127ZM150 150V151H149ZM22 150L20 151V154H22V152H23ZM40 151V152H39ZM102 151H105V149L104 150H102ZM140 151V152H139ZM72 151H68V153L70 154ZM85 152V151H84ZM86 152H91V150L90 151H86ZM99 153H100V150L98 151ZM121 152H123V153H121ZM6 153V154H7ZM17 153V152H16ZM16 153H14L13 152V154H15L16 155ZM29 153V154H28ZM68 153H66V154H68ZM137 153L135 152V155H137ZM9 154H7V156L10 158V157H12V155H10L9 156ZM17 154H19V152L17 153ZM32 154V155H33ZM68 154V155H69ZM85 154H88V153H85ZM127 154V155H126ZM4 156H5V154H3ZM84 155V154H83ZM18 156V155H17ZM22 155H20L19 157H21ZM6 157V156H5ZM14 157H16V156H14ZM23 157V156H22ZM26 158H28L27 156H25ZM65 157L66 158H64V161H65V159H67V157H69V156H66L65 155ZM153 157V159H155L154 160V162L156 163V164H151L150 163V159L149 158H152ZM5 160L4 161H2V162H5V166L4 167H6L7 165H9V164H7V163H12V161L10 162L9 160V162H7L6 163V159H8L7 157L6 158H4ZM28 159H30V158H28ZM45 159V160H44ZM150 161H149V160ZM11 160H13V164L15 165V162L16 161H14V158H12ZM31 160V159H30ZM35 160V161H36ZM49 160H46L47 162H49ZM58 160H60V159H58ZM62 160V159H61ZM78 160H80V161H78ZM85 160V161H84ZM31 161H33V160H31ZM30 161V162H31ZM148 161H149V163H148ZM29 162V164H31ZM38 162V161H37ZM37 162H35V164L34 165H36V163ZM52 162V161H51ZM83 162V163H82ZM153 162V163H154ZM55 163V162H54ZM54 163H52L53 165H54ZM57 163H58V161H57ZM60 163V165L63 163V160H62V163H61V161L59 162ZM65 163H66V161H65ZM64 163V164H65ZM85 163L87 164V165H85ZM17 164V166H19V169L21 170L22 168H24L22 165H25V164H22L21 166L22 167H20V165H18L19 163L17 162L16 163ZM52 164H51V166H52ZM83 164L85 165V166H83ZM10 165H12V164H10ZM14 165H12V169L15 167ZM48 165H50V163L48 164ZM59 165V164H58ZM79 165V164H78ZM155 165H160L159 167L161 168H164V170H163V172L162 171H158V170H160V168L158 169H156L155 168ZM14 166V167H13ZM26 166H27V164H26ZM37 166V165H36ZM40 166V165H39ZM45 166V165H44ZM54 166H56V165H54ZM77 166V165H76ZM98 166V167H97ZM30 167V166H29ZM49 167V166H48ZM57 167H59V166H57ZM157 167V166H156ZM1 168H2V166H1ZM26 168H28V167H26ZM64 168L67 170V173H64V172H66V170L64 171ZM90 168V169H91ZM5 169V168H4ZM9 170H10V167L8 168ZM17 169L18 168H15V169H13V170H16L17 171ZM25 169V168H24ZM53 169H55V168H52L51 170H50V172H52V171H54L55 172V170H53ZM23 170V169H22ZM59 171L61 170V169H58ZM57 169H56V171H58ZM91 170H93V173L92 174H95L94 173V171L95 172H97L96 171V169H95V167H94V169H91ZM155 170H157V172H159L160 174H161V172H162V174L161 175H157L156 174V172H155ZM23 171H26V170H23ZM34 171V170H33ZM58 171V172H59ZM87 171V172H86ZM9 172V171H8ZM15 172V171H14ZM49 171L48 172H46V173H49V174H52V173H50ZM58 172H56V173H58ZM71 172H72V170H71ZM10 173V172H9ZM11 173H13V171L11 172ZM26 173H27V171H26ZM30 175H33V174H31L32 172H31V169H30ZM45 173V174H46ZM55 173V174H56ZM17 174H20V171H19V173H17ZM28 174V173H27ZM48 174V175H49ZM66 174H69L68 176L66 175ZM76 174V175H75ZM10 175V174H9ZM23 175H26V174H24V173H22V176ZM29 175V174H28ZM28 175H26V176H28ZM41 175V174H40ZM35 176H37V174L35 175ZM43 176L45 177V175L43 174ZM50 176H52V177H50V178H48V179H50V181L48 182V183H50V184H52V182H51V180L53 179L54 180V178H53V176H55V175H50ZM264 176V175H263ZM15 176L13 175L12 176V178H14ZM21 177V176H20ZM33 177V176H32ZM44 177H42V179H41V177L39 178V179H41V182L42 181H46L45 183H47V180H44L45 178ZM57 177H61L60 175L58 176L57 175ZM17 178V177H16ZM27 178V177H26ZM79 178V179H78ZM87 178V177H86ZM9 179H11V178H6V180L8 181ZM21 179V178H20ZM30 179V178H29ZM38 179V180H39ZM58 179V178H57ZM56 178H55V181L57 180ZM5 180V181H6ZM12 180V179H11ZM17 180H19V179H17ZM16 180V181H17ZM21 181V180H20ZM28 181H30V180H28ZM94 181V182H93ZM10 184H11V181L9 180L8 181ZM8 182H6V184L8 183ZM22 182V181H21ZM20 182V183H21ZM23 182H24V180H23ZM32 182V181H31ZM31 182H29V183H31ZM34 182H37V183H35V186L37 185L38 186V182H40V181H35L34 180ZM33 183V182H32ZM45 183H41V185H40V187H38V188H40V189H38L37 187H34L35 189L34 190H36V188L38 189V190H36V191H39L40 193L39 194H44V192L45 193H48L49 192V190H47V191H45L46 189H48V185H50V184H45ZM55 183H56V185H55ZM5 184V185H6ZM10 184H7L8 186L10 185ZM18 184V183H17ZM58 184V185H57ZM6 185V186H7ZM11 186H13V185H11ZM21 186V185H20ZM19 186V187H20ZM22 186H23V184H22ZM21 186V187H22ZM43 186H44V188H43ZM46 186H47V188H46ZM51 186V185H50ZM50 186H49V189H50ZM261 187L259 190H261L262 188H264V187ZM2 187H4V186H2ZM24 187H25V185H24ZM57 187H59V188H57ZM247 187V186H246ZM259 187V186H258ZM19 189H21V188H19ZM42 189H44V190H42ZM3 190H5V189H3ZM18 190V189H17ZM53 190V189H52ZM243 190H245V189H243ZM7 191H10V190H7ZM14 191V190H13ZM20 191H22V190H20ZM44 191V192H43ZM53 191H55V189L53 190ZM52 191V192H53ZM234 191V192H233ZM246 191H247V189H246ZM11 192V191H10ZM32 192H34V191H32ZM51 192V193H52ZM56 192V191H55ZM230 192H233V194H230V198H232L231 196L233 195V197H234V199H227L228 197H226L227 195H228V193H230ZM244 192V191H243ZM247 192V193H248ZM261 192H262V190H261ZM5 193V192H4ZM15 193H17V194H19L18 192H15ZM36 193H38V192H35L34 193V195L33 196H35V195H37ZM50 193V194H51ZM5 194H7V192L5 193ZM10 193L8 192V195L5 197V196H3V200L2 201H0V216L2 217H0V219H2L3 221H4V223H3V225H4V227H8V228H10V227H15L14 226V224L15 223H13V225L12 226H10L12 223L11 222H15V221H17V220H15V218L13 219V217H16L17 215H20V214H23L22 213V211H20V210H22V209H24V208H22V209H20V207H19V211H20V213H16V211H15V209L16 208H14V207H16L15 206V204H17V202L19 201H17V202H14L17 198L15 197V200L11 197L12 196V194H14V192H11V194L9 195ZM21 194V193H20ZM19 194V195H20ZM25 194V193H24ZM38 194V196H40L39 198H41V199H37V197L38 196H36L35 197V200H38V201H42L43 199L42 198H44L45 196H43L42 197V195H39ZM50 194H48V195H50ZM259 195H254V197L256 196H260V195H264V190H263V193L262 194H260V193H258ZM3 195V194H2ZM55 195V194H54ZM243 196H244V194H242ZM1 196V195H0ZM14 196V195H13ZM18 196V195H17ZM25 196V195H24ZM47 196V195H46ZM61 196H59V197H61ZM229 196V195H228ZM23 197V196H22ZM225 197H226V199H225ZM252 197H253V195H252ZM53 198V199H54ZM239 198V199H238ZM244 198V199H243ZM251 198V197H250ZM250 198H248V199H250ZM261 198H263V196L261 197ZM260 198V199H261ZM49 199H50V196H49ZM52 199V198H51ZM223 199V200H222ZM259 199V198H258ZM45 200V199H44ZM48 200V199H47ZM221 200V202L222 203H220L219 201ZM250 200H252V199H250ZM254 200V199H253ZM252 200V201H253ZM256 201H258L257 203H255L254 205H252L251 206V208L250 207H248V208H250L249 210H248V212H247V214L248 215H246V216H249V219H250V217H252V220H253V223L254 224H256V225H258V221H263L264 220V198L263 199H261L260 201L259 200H257V199H255ZM53 201V200H52ZM216 201V202H215ZM226 201H228V202H226ZM245 201H247V200H245ZM36 201H34V203H35ZM47 202V201H46ZM51 202V201H50ZM217 202H218V204H217ZM37 203H39V204H41L40 202H37ZM36 203V204H37ZM52 202H51V204H53ZM214 203L215 204H217L216 206H214V208H213V205H214ZM235 203V202H234ZM234 203L232 204V205H234ZM251 203H253V202H251ZM213 204V205H212ZM224 205L225 204V206H222V207H228V208H224L225 210H223L220 206L221 205ZM227 204V205H226ZM42 205H45V206H41V209L43 208V211H39V210H41L39 207L40 206H38V205H35V208H34V205H33V207L32 208H34V210L35 209H37L40 213H38V215H35L36 217H34L35 219H38L37 217H39L40 215L39 214H41V212L42 213H46V212H44L45 210H47L46 208H44V207H47L46 206V204H42ZM50 205V204H49ZM53 205H55V204H53ZM218 205H220V206H218ZM231 205V206H232ZM244 205V204H243ZM245 205H246V203H245ZM248 205V204H247ZM32 206V205H31ZM38 206V207H37ZM239 206V208L241 209L243 206H241L240 207V205H238ZM250 206V205H249ZM37 207V208H36ZM55 207V206H54ZM54 207H53V210H55L54 209ZM246 207V206H245ZM48 208V207H47ZM219 208V209H218ZM232 208H234V207H232ZM239 208H237V210H239ZM45 209V210H44ZM17 210V209H16ZM33 210V209H32ZM37 210H35V211H32V213L33 212H38ZM226 210V211H227ZM242 210H243V208H242ZM244 210H245V208H244ZM247 210H245V211H247ZM18 211V210H17ZM24 211V210H23ZM226 211H225V214H226ZM28 212V211H27ZM64 212V213H63ZM221 212L219 213V214H221ZM234 212V211H233ZM232 212V213H233ZM238 213L240 212V214H241V212L242 211H237ZM25 213V212H24ZM53 213H55V212H53ZM229 213H231V212H229ZM228 213V214H229ZM236 213V212H235ZM237 213V214H238ZM242 213H244V212H242ZM14 214H17V215H14ZM27 214H29V216H30V213H27ZM48 214V213H47ZM47 214H45V215H42V216H40V219L42 220V217L43 216H46ZM222 214H224V213H222ZM218 215V216H224V218H222V219H220V218H218V217H216V221H214V223H217L216 225H219L217 228H220V224H222V222L221 221H219V220H217V219H220V220H223L224 219V222H232V220L231 219H226L225 218V216L226 215ZM240 214H238L239 216H241ZM246 214V213H245ZM25 215V214H24ZM54 215V214H53ZM227 216H229V215H227ZM246 216H242V217H238V219H241V218H246L247 219V217ZM22 217V216H21ZM52 217V216H51ZM232 218V215L231 216H229V218ZM125 218H127L128 219V221L126 222V223H122V221H124L123 219H125ZM23 219V218H22ZM35 219H32V223L34 222L33 220H35ZM46 219V218H45ZM226 219V220H225ZM244 219H242L243 221L241 222V224H243V222H244ZM245 219V220H246ZM12 220H15V221H12ZM49 219H47V220H43V221H41V222H47ZM230 220V221H229ZM37 221V220H36ZM38 221H39V219H38ZM249 221H251V220H248V221H245V222H249ZM18 222H16L17 224H19ZM125 222V221H124ZM258 222V223H257ZM40 223V224H39ZM212 223V222H211ZM220 223V224H219ZM262 223H264V221L262 222ZM29 224H31L30 226H29ZM224 224V223H223ZM223 224H222V226H223ZM232 224H233V222H232ZM232 224H230V227L232 226ZM247 225H248V227H249V225L252 227L251 228V230H254V232H257L256 234L259 236L260 234H262V236H264L263 235V229H264V224L263 225H260V226H256V228L253 226V224H248L247 223ZM16 226H19V225H16ZM47 226H50V227H47ZM171 226V227H170ZM180 226V227H179ZM183 226H187V228H185V229H183ZM221 226V227H222ZM245 227H246V225H244ZM163 227H165V228H163ZM215 227V226H214ZM228 227H229V225H227L225 228H226V233H228V232H230V231H228V230H231V229H228ZM233 227V226H232ZM231 227V228H232ZM253 227H254V229H253ZM17 228V227H16ZM135 228H137L138 229V231H136V232H134L135 230H133V229H135ZM170 228V229H169ZM175 228V229H174ZM191 228V229H190ZM206 228H208V229H206ZM223 228V229H222ZM222 228H220V229H218L217 231H219V230H221V232L222 231H224V227H222ZM234 228V227H233ZM136 229V230H137ZM174 229V230H173ZM179 229H177L176 231H178L179 232ZM188 229V230H187ZM206 229V230H205ZM216 229V228H215ZM242 229H246L247 230V228H243V225H242ZM6 230H7V228H6ZM166 230H164V232H167ZM153 231V232H152ZM210 231V233H212ZM249 230H247V232H248ZM260 231H262V233H260ZM162 232V231H161ZM233 232V231H232ZM204 233V232H203ZM207 233H205V234H207ZM209 233V235H211ZM218 232H215V233H213V235L214 234H217ZM223 233V235H224V233H225V231L224 232H222ZM249 233V232H248ZM12 234V236H10ZM54 234H56V233H54ZM125 234V235H124ZM141 234V233H140ZM143 234V233H142ZM167 235H168V233H166ZM187 234H189V233H187ZM191 234V233H190ZM229 234V233H228ZM18 236L17 238H15L14 236ZM47 235H49V236H47ZM123 235H124V237H123ZM151 235V234H150ZM208 235V234H207ZM230 235H232V237L230 238V239H232V240H234L235 241V239H233L234 238V236L236 237V235L234 234V232H233V234H231L230 233ZM21 236H23V237H21ZM139 236H141V235H139ZM190 236V235H189ZM191 236H193V235H191ZM190 236V237H191ZM196 236H198V235H196ZM225 236V235H224ZM229 236V235H228ZM49 238V239H44V238ZM129 237V236H128ZM133 237V236H132ZM194 237V236H193ZM210 237V236H209ZM215 237V236H214ZM261 237V236H260ZM259 237V238H260ZM68 238H70L71 240H67ZM107 238V237H106ZM134 238V237H133ZM197 237H195V239H196ZM219 238H221V237H219ZM225 238V237H224ZM223 238V239H224ZM264 237H262V239H263ZM14 239H11L12 241H15V243L17 242L16 240H14ZM61 239V240H60ZM62 239H65V241L64 240H62ZM99 239H102V238H99ZM134 239H136V238H134ZM215 239V238H214ZM216 239H218V238H216ZM226 239H228V238H226ZM225 239V240H226ZM47 242H46V241ZM49 240V241H48ZM66 240H67V242L68 243H66ZM105 240H107V239H105ZM105 240H102L103 242L105 241ZM137 240H141V239H137ZM164 240H166V238L164 239ZM168 240V239H167ZM166 240V241H167ZM175 240H178V239H175ZM174 240V241H175ZM220 240H222V239H220ZM62 241H64V242H62V243H65V244H59V243H61ZM100 241V240H99ZM99 241H97V242H99ZM115 243H114V242ZM128 241V240H127ZM131 242L130 243H132L133 241L132 240H130ZM135 241V240H134ZM224 241V240H223ZM18 242H22V241H18ZM17 242V243H18ZM23 242V243H24ZM42 242H45V243H49L48 244V246L47 245H44ZM50 242H52V244L50 245ZM138 242V241H137ZM227 243H223V244H227V246H228V241H226ZM229 242L231 243V240H229ZM16 243V244H17ZM23 243H21V244H23ZM24 243V244H25ZM29 243H26L27 245L29 244ZM38 243H41V244H38ZM71 243V242H70ZM95 243V242H94ZM102 242H100V244H101ZM122 243V244H121ZM124 243V244H123ZM167 243H173L171 240L169 241V242H167ZM167 243H166V245H167ZM57 246H56V245ZM91 244H93V243H91ZM106 244H108V242L106 243ZM128 244V243H127ZM162 244H164V241H163V243ZM175 244V243H174ZM219 244H221V242H219ZM223 244H221L220 246H224ZM58 245L59 246H61V247H63V248H60V247H58ZM71 245H72V243H71ZM179 245V244H178ZM230 245V244H229ZM231 245H232V243H231ZM230 245V246H231ZM44 246H46L47 247V249H45V247ZM74 247H77V248H81V247H79V246H75V245H73ZM82 246V245H81ZM86 246V245H85ZM114 246H112V248L114 247ZM137 246V245H136ZM174 246V245H173ZM181 246V245H180ZM216 246H218V245H216ZM250 246V245H249ZM14 247H15V245H14ZM19 247V246H18ZM33 247V246H32ZM41 246H38V249H40V250H38L39 251V253L37 252V249L36 250H34L33 248V252L35 251L36 253H38V255H42V254H40V252H44V250H42L41 251V248H40ZM71 247V246H70ZM83 247V246H82ZM104 247H106V246H104ZM103 247V248H104ZM110 247V246H109ZM167 247V246H166ZM169 247V246H168ZM177 247H179V246H177ZM186 247V246H185ZM7 248V249H6ZM12 248H13V246H12ZM53 248V249H54ZM60 248V249H59ZM118 248V247H117ZM119 248H121V247H119ZM171 248V247H170ZM11 249V248H10ZM9 249V250H10ZM82 249V248H81ZM86 249V248H85ZM97 249H99V248H97ZM100 249H102V248H100ZM99 249V250H100ZM132 249V248H131ZM173 249H176V248H173ZM178 249H181V248H178ZM186 249V248H185ZM188 249H190V246H188ZM69 250H71V251H69ZM80 249H77V250H75L74 249V251H79ZM84 250V249H83ZM103 251H104V249H102ZM113 250V249H112ZM116 250V249H115ZM114 250V251H115ZM182 250V249H181ZM48 251H50L52 254H53V252H54V250H48ZM62 251V252H61ZM98 251V250H97ZM120 251V250H119ZM187 251V250H186ZM100 252H102L101 250H100ZM99 252V253H100ZM107 252V251H106ZM110 252V251H109ZM171 252H172V248H171ZM180 251H178V253H179ZM47 252L45 251V254H46ZM62 253V254H61ZM64 253V254H63ZM111 253V252H110ZM116 253V252H115ZM121 253V252H120ZM126 253V252H125ZM177 253V254H178ZM184 253H186V252H184ZM193 253V252H192ZM102 254H104L105 255V253L104 252H102ZM169 254H171L170 252H169ZM168 254V255H169ZM172 254H175L174 253V251L172 252ZM181 254H183V252L181 253ZM188 254V253H187ZM186 254V255H187ZM191 254V253H190ZM201 254V253H200ZM199 254V255H200ZM54 255V254H53ZM58 255V256H59ZM100 255V254H99ZM115 255V254H114ZM123 254H121V256H122ZM125 255V254H124ZM197 256L196 257V259H195V262H196V264H200V260H201V258H202V260H203V257H201V255L200 256ZM47 256H49V254L47 255ZM61 256H59V257H61ZM71 256L72 257H74L75 255L74 254H71ZM76 256H79V258H80V255L79 254H76ZM111 256V255H110ZM115 256H117V255H115ZM120 256V255H119ZM126 256V255H125ZM182 256V255H181ZM66 258H70V259H72L70 256H65ZM65 257H63V258H65ZM166 257V256H165ZM173 257V256H172ZM175 257V256H174ZM183 257H184V255H183ZM183 257H182V259H183ZM187 257V256H186ZM190 257V256H189ZM34 258V257H33ZM38 258V257H37ZM55 258H57V256H55ZM62 258V259H63ZM74 258H76V257H74ZM109 258V257H108ZM107 258V259H108ZM170 258V257H169ZM169 258L167 259L166 258V260H169ZM50 259V257L48 258V260ZM159 259V258H158ZM176 259H180L179 258V256H178V258H176ZM187 259H188V257L186 258V261H187ZM30 260H31V257H30ZM33 260V259H32ZM46 261H48L47 259H45ZM65 260V259H64ZM67 261H70V260H68V259H66ZM65 260V261H66ZM76 260H78V259H76ZM101 260V259H100ZM104 260V262L106 261V259H103ZM110 260V259H109ZM154 260H157V259H154ZM166 260H164V261H166ZM184 260V259H183ZM50 261H51V259H50ZM49 261V262H50ZM83 261V260H82ZM111 261H113L114 262V260L113 259H111ZM115 261H117V260H115ZM158 261V260H157ZM157 261L155 262V263H157ZM186 261H180V262H177V263H179V264H184V263H187L188 264V262H186ZM112 262V263H113ZM152 262H154V261H152ZM159 262V261H158ZM162 262H163V259H162ZM182 262V263H181ZM42 263H45V262H42ZM52 263H54V262H52ZM55 263H57V264H60V263H58V262H55ZM167 264L169 263V262H166ZM176 263V264H177ZM191 263V262H190ZM4 264H7V263H4ZM151 264H153V263H151ZM158 264V263H157ZM162 264V263H161Z\"/></svg>", "mask_w": 264, "mask_h": 264}]
</instances>
